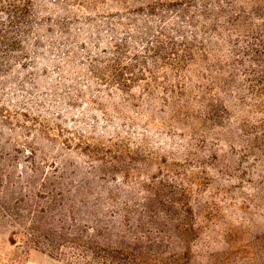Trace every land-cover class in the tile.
Segmentation results:
<instances>
[{
	"label": "trees",
	"instance_id": "16d2710c",
	"mask_svg": "<svg viewBox=\"0 0 264 264\" xmlns=\"http://www.w3.org/2000/svg\"><path fill=\"white\" fill-rule=\"evenodd\" d=\"M63 1L65 7L73 5L71 0ZM236 3L148 1L142 12L144 18L136 20L138 23L133 19L122 22L127 16L118 13L116 21L95 23L90 31L80 32L90 40L89 44L79 43L82 55L73 50L61 53L65 69L51 60L53 56H47L50 52H32L51 65L52 70L75 74L77 81L85 82L80 84L82 88H71L74 95L90 97V103L101 110L103 120L111 123L107 125L111 132H107L117 142L109 137L91 138L95 142L90 143L83 141L81 135L78 139L82 155L100 161L103 175H110L111 170L120 171L125 184L134 192H137L134 187H138L147 193L142 203H136L130 193L122 191L120 208L111 211L118 218L116 224L108 226L94 218V226L89 227L93 235L85 241L76 228L71 239L63 241V236H57L62 242L70 243V247L89 253L77 264H264V236H255L249 244L234 250L214 252L215 246L228 240L226 232L218 238L210 222L217 210L214 205L201 204L196 194L190 193L191 185L196 187L199 181L183 171L185 166L201 168L205 164L195 152L206 147L204 137L197 132L221 117L225 109L219 105V94L236 89L235 80H231L236 73L243 75L251 97L261 100L264 96V0H248L242 6ZM107 18L113 16L104 17ZM67 19L60 17L56 21L59 35L65 33L68 39H77L79 28L74 32L63 30ZM41 22L33 13V0H0V73L8 72L13 64L22 66L20 60L27 56L24 43L37 45L34 40L39 36ZM225 51L231 58L227 71L220 68L215 58ZM16 52L20 53L16 55ZM80 65L85 68H78ZM219 70L221 74H229L230 79L223 78ZM95 95H100L98 98L102 95L105 103L97 102ZM260 104L253 108L262 112ZM107 112L125 122L123 128L132 126L142 130L136 132L142 142L139 150L149 157L157 155L149 143L150 136L159 129L156 124L159 122L167 130L165 134L173 132L170 134L185 142L184 145L173 142L174 147L184 150L182 162H171L168 169L159 172V180L152 176L148 184H143L136 176L144 172L129 164L133 161L126 149L129 139L120 135L118 130L122 125L111 122ZM178 153L169 152V157L180 158ZM105 193L97 204H91L88 215L102 214L103 208L114 207L110 203L119 198L110 191ZM134 206H139V210ZM238 210L246 215L243 209ZM61 241L51 240L48 245L63 246ZM178 247H182L180 253L174 251Z\"/></svg>",
	"mask_w": 264,
	"mask_h": 264
},
{
	"label": "rangeland",
	"instance_id": "374dc122",
	"mask_svg": "<svg viewBox=\"0 0 264 264\" xmlns=\"http://www.w3.org/2000/svg\"><path fill=\"white\" fill-rule=\"evenodd\" d=\"M148 1L153 0H71L73 5L65 7L63 0H33V13L37 19H42L39 36L34 40L37 45L24 43L27 56L20 60L22 66L13 64L8 72L0 73V264L81 263L89 253L70 247L71 244L62 242L58 235L63 236V241L71 239L76 228L85 241L93 235L89 227L94 226V218L108 226L116 224L118 218L111 211L120 208L122 191L130 193L134 202H143L145 191L134 187L137 188L134 192L125 184L120 171L111 170L110 175H103V164L82 155L79 149L81 135L83 141L90 143L95 142L91 138L111 137L108 133L111 127L107 126L111 123L103 120L99 107L91 104L87 95L75 96L71 89L82 88L80 84L85 82L77 81L75 74L52 70L51 65L43 63L32 52H50L47 56H53L51 60L65 69L61 53L73 50L82 55L79 43L89 44L90 40L80 32L90 31L95 23L116 21L118 13L127 16L122 22L133 19L138 23L136 20L144 18L142 12ZM232 1L242 6L248 0ZM105 16L113 18L104 19ZM60 17L68 18L66 28L63 27L65 32L80 29L77 39H68L65 33L59 35L56 21ZM215 58L220 68L227 71L231 64L227 52ZM81 62L85 60L81 58ZM219 72L223 78L230 79L229 74ZM59 76L63 77L59 79ZM231 80H235L236 89L219 94V105L225 109L221 117L197 132L204 137L206 147L195 152L205 164L201 168H183L199 181L198 186L191 185L190 193L196 194L201 204L214 205L217 210L210 222L218 238L226 232L228 240L214 247L217 254L247 245L255 236H264V96L261 100L251 97L239 73ZM96 96L100 95H95L97 102L105 103L102 95ZM258 104L263 106L262 112L253 108ZM107 113L111 122L122 125L118 132L129 139L126 149L133 157L129 164L144 172L136 176L143 184H148L152 176L159 180V172L168 169L171 162H182L184 150L174 147V143L184 145L185 142L170 134L173 132L165 134L167 130L160 127L159 122H156L159 129L150 136L149 143L157 155L149 157L139 150L142 142L136 132L142 130L132 129V126L123 128L125 122ZM137 123L142 124V121L137 120ZM156 133L159 135L155 136ZM169 136L171 141H168ZM64 139L71 140L62 144ZM111 139L117 142L115 137ZM168 142L172 144L169 146ZM105 146L111 148L109 142H105ZM169 152H179L180 158H170ZM109 191L119 198L110 203L114 207L103 208L102 214L88 215L91 204H97ZM134 208L139 210L140 207ZM51 240L61 241L63 246L51 248L48 245ZM174 251L180 253L182 247Z\"/></svg>",
	"mask_w": 264,
	"mask_h": 264
}]
</instances>
